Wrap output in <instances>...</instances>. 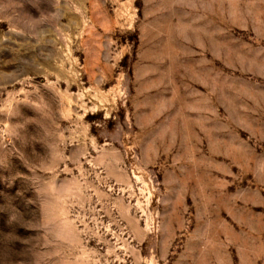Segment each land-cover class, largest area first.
<instances>
[{"label": "rangeland", "instance_id": "374dc122", "mask_svg": "<svg viewBox=\"0 0 264 264\" xmlns=\"http://www.w3.org/2000/svg\"><path fill=\"white\" fill-rule=\"evenodd\" d=\"M0 264H264V0H0Z\"/></svg>", "mask_w": 264, "mask_h": 264}]
</instances>
